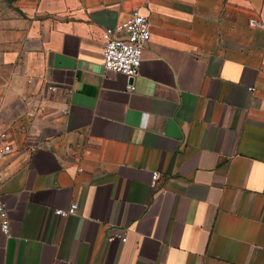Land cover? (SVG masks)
<instances>
[{
  "label": "crops",
  "instance_id": "1",
  "mask_svg": "<svg viewBox=\"0 0 264 264\" xmlns=\"http://www.w3.org/2000/svg\"><path fill=\"white\" fill-rule=\"evenodd\" d=\"M23 3L0 50V264H264V0ZM136 10L131 82L102 35Z\"/></svg>",
  "mask_w": 264,
  "mask_h": 264
},
{
  "label": "built area",
  "instance_id": "2",
  "mask_svg": "<svg viewBox=\"0 0 264 264\" xmlns=\"http://www.w3.org/2000/svg\"><path fill=\"white\" fill-rule=\"evenodd\" d=\"M257 25L256 21L252 22ZM152 21L149 16L143 15L139 10L133 12L131 17L124 23L116 27H108L104 30L102 40L103 47V67L106 72H113L125 75L129 80L134 81L140 73L143 61V52L151 41ZM134 84L128 87L130 93L134 92ZM12 151L8 143L6 132L0 133V160ZM159 174L152 177V187H156ZM3 178L0 174V216L2 218V230L9 233V218L5 202L2 197ZM78 204H72L67 210L58 209L55 214L60 217H68L77 214ZM119 237L123 243L127 242L126 233L108 238L112 242Z\"/></svg>",
  "mask_w": 264,
  "mask_h": 264
},
{
  "label": "rangeland",
  "instance_id": "3",
  "mask_svg": "<svg viewBox=\"0 0 264 264\" xmlns=\"http://www.w3.org/2000/svg\"><path fill=\"white\" fill-rule=\"evenodd\" d=\"M24 0H0V50L7 47L8 40H12L13 33L8 30L14 24L16 18H25L22 7ZM23 3V5H22ZM10 45V44H9ZM10 74L0 68V123L12 116L15 94L11 81L7 80Z\"/></svg>",
  "mask_w": 264,
  "mask_h": 264
},
{
  "label": "water",
  "instance_id": "4",
  "mask_svg": "<svg viewBox=\"0 0 264 264\" xmlns=\"http://www.w3.org/2000/svg\"><path fill=\"white\" fill-rule=\"evenodd\" d=\"M131 82H132V80H131Z\"/></svg>",
  "mask_w": 264,
  "mask_h": 264
}]
</instances>
